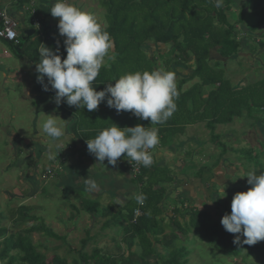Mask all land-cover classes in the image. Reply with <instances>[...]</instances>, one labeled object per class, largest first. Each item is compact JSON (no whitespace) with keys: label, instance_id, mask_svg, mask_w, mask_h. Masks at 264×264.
I'll list each match as a JSON object with an SVG mask.
<instances>
[{"label":"trees","instance_id":"trees-1","mask_svg":"<svg viewBox=\"0 0 264 264\" xmlns=\"http://www.w3.org/2000/svg\"><path fill=\"white\" fill-rule=\"evenodd\" d=\"M15 1L18 9L26 13L29 22L31 21L30 27L36 32L34 31L32 36H26L22 32L19 34V23L7 7L9 15L17 23L18 43L0 40L6 43L16 56H28L32 64L39 62L41 43L56 51L62 58L66 57L65 37L59 34L58 22L52 28H45L46 21L40 9L36 11L40 25L37 28L33 24L34 18L31 12L25 9L30 1ZM253 1L258 2V20L250 28H246L248 31L246 29L240 31L243 32V40L264 49V34L261 36L254 34L264 27V1ZM97 2L105 11L103 25L114 42V48L109 53L114 58L106 57L105 65L92 82L91 86L97 91L106 88L109 82L114 84L115 79L128 72L153 71L159 69L161 65L168 66L167 71H173V66H185L189 70L188 76L176 78L179 93L174 101L177 105L176 111L164 124L155 125L159 129V143L156 146L161 150L167 149L178 136L183 135L188 126L198 123H204L212 133L216 125L230 124L234 118L241 117L244 112L256 121L262 119L264 121V117H254L255 113H264V78L253 84L235 88L225 77V68H221L222 61H228L240 53L243 43L241 34L237 31V25L241 24L243 14L240 15L239 21L230 23L229 13L232 11L234 0H97ZM52 4L50 3L49 10ZM152 46L156 48L169 46V48L165 54L157 53L149 56L146 50ZM213 52L218 57L214 62ZM191 60H193L192 66L188 64ZM37 76L38 73L35 75L34 91L40 97H55V90L48 84L47 77L41 83ZM196 79L199 81L184 89L186 84ZM44 84H48L47 91L44 90ZM206 87H209V91H205ZM57 111L71 115L75 120L71 126L76 136L71 143L72 149L81 145L88 151L87 140L95 138L100 131L113 123L120 127L137 124L145 127L154 126L150 124V119L142 120L129 111L118 113L107 105V96L98 109L91 112L87 108L69 106L66 102L58 104ZM150 153L153 164L150 167L142 166L140 173L133 179L140 186L138 195L146 196L142 207L143 215L137 218L136 223L133 222V212L138 205L135 196L119 208L110 205L100 208V204L96 201L81 200L80 206L91 219L99 216L107 218L103 229L119 227L120 231H123L122 240L126 242L128 250L126 257L124 252L111 253L107 249H99L97 245L91 252H87L86 247L94 240L87 232L89 236L82 242L81 250L75 252L76 250L71 248L67 249V254L73 253L75 257L71 262L58 253H54L50 261H46L45 255L40 251L42 246L34 244L31 235L39 233L62 243L66 242L67 236L58 235L38 217L30 214L31 207L23 205L9 210L8 215L11 219H16V227L26 223H31L32 226L23 232L1 239L0 264L5 260H7L6 264L16 262L20 264H188L191 250L182 244L184 240L180 238V234L187 235L190 232L201 242L220 247L231 256H239L248 250L246 255L257 252L264 259V245L243 244L244 237L241 234L226 231L221 224L222 218L218 217L215 221L205 210L197 208L185 210L189 212L190 219L183 224L176 216L183 209L176 206L175 216L170 218L169 224H166L164 219L160 218L164 212L165 188L159 183H172L175 178L170 175L171 172L166 166L161 167L155 162L154 150H150ZM247 155L254 165L259 166L264 152L254 154V151L250 150ZM127 159L125 157L126 166L129 161ZM55 161L41 174L43 177L52 176ZM213 164L215 163L204 165L195 176H202L203 170ZM193 168L195 166L189 160L187 168H182L180 172L186 173ZM181 215L185 216L184 213ZM166 229H170V233H166ZM6 234L7 229L0 228V237ZM238 235L241 239L240 244L234 243ZM155 240L167 251L166 255L156 250ZM134 247H137V250H132ZM54 249L60 250L61 247ZM13 252L15 254H12Z\"/></svg>","mask_w":264,"mask_h":264},{"label":"rangeland","instance_id":"rangeland-1","mask_svg":"<svg viewBox=\"0 0 264 264\" xmlns=\"http://www.w3.org/2000/svg\"><path fill=\"white\" fill-rule=\"evenodd\" d=\"M70 2L83 10L94 13L99 21L105 22V11L98 6L97 0H70ZM46 3L48 4L49 1ZM258 8L256 1L234 0L232 11L229 13L232 24L239 21L240 15L243 14L242 25L240 23L237 25V31L241 34L243 42L240 53L228 61L219 59L223 62L221 68H225V77L235 88L253 84L264 78V49L243 40L244 35L240 31V29L250 28L258 20ZM11 9L15 10L13 7ZM263 29L264 27L254 34L261 36L264 34ZM4 44L7 45L0 40V47L5 46ZM168 48L169 46L158 48L152 46L146 51L149 56H152L157 53L165 54ZM7 51L9 52L7 55H1L0 51V61L11 70L9 80L6 82V85L11 87V94L5 92V81L4 78L1 80L0 76V228L7 229V234L0 237V241L8 235L23 232L32 226L31 223H26L16 227V219H11L8 215L9 210L24 205L31 207L30 214L38 217L58 235L67 236L66 242L62 243L59 240L48 239L39 233L31 235L33 243L42 246L40 251L45 255L46 261H50L54 253H58L71 262L75 257L73 253L68 255L67 249L71 248L78 252L82 249V242L89 235L94 240L86 247L87 252H91L97 245L99 249H107L111 253L124 252L126 257L128 250L126 242L122 240L123 231H120L119 227L103 229L107 218L99 216L91 219L80 205L81 200H92L98 202L100 208L108 205L116 208L122 207L131 197L140 193L139 184L128 181L131 175L123 163L120 167L109 165L107 173L110 172L113 175L108 174L106 179L109 180L107 183H102L104 181L101 176L102 170H106L104 164L107 162L97 161L94 155L88 159L87 154L83 156L80 154L81 151L76 149L72 152L69 151L71 149L68 150V143L76 137L71 128L75 122L71 115L66 114L67 117L61 119L59 115H64L61 112L57 111L59 115H54L64 126L65 135L59 140H53L41 131V125L47 118L46 114L40 115L39 121L35 123L39 130L37 133L34 132L35 119L33 116L36 114L31 107L35 105V100L27 95L26 89L33 86L32 80L35 78L36 71L32 69L28 56L18 57L9 47ZM212 58L213 62L218 58L215 52ZM106 61L107 58H105V63ZM188 64L192 66L193 60ZM167 68L168 66L165 65L159 66V70L167 71ZM173 68L177 79L190 74L185 66H173ZM198 81L196 79L189 82L184 89ZM205 91H209V87H206ZM54 103L56 104L55 97ZM254 117L263 118L264 113H255ZM39 135L45 139L41 141ZM39 145H46L50 151L37 150ZM169 145L167 149L161 150L157 146L151 149L154 150L155 162L161 167L166 166L171 172L170 175L175 178L172 183H159L165 188L164 212L160 218L164 219L166 224H169L170 218L175 216L176 206L182 208L181 213L185 214L184 217L181 213L176 215L183 224L190 219L189 212L185 210L191 208L205 210L215 221L218 217L223 218L225 214L231 213L234 195L239 191H247L251 187L245 175L253 170L264 172V157L260 158L262 163L257 166L249 160L247 155L250 150H253L254 154L264 152V121L263 119L256 121L248 117L246 112L241 117L234 118L230 124L216 125L212 133L204 123L188 126L185 133ZM62 158L65 159L64 162ZM54 159L57 166L54 165L52 176L44 175L43 177L41 174L46 169L48 170ZM79 160H82L80 165ZM189 160L195 168L181 173L182 168H187ZM212 162L215 164L210 168H205L202 176H195L201 167L212 164ZM69 166L79 167L81 174L77 178L81 182L85 166L88 172L99 175L93 180L96 182V189L89 190L87 185L81 189L79 179L76 181L74 179V183L79 187L74 190L81 192L80 197L69 194L67 187L72 185L74 176H61L63 168L68 170ZM222 189L225 192H222ZM95 194L100 198L96 199ZM222 195L225 196L221 197ZM209 200L213 201L209 202ZM166 233H170V229H166ZM180 238L184 240L182 244L191 250L188 264H264V259L257 252L248 256L246 255L248 250H246L239 256H231L220 247L201 242L192 232L187 235L180 234ZM156 240V250L166 255L167 251ZM257 244L264 245V241H259ZM59 246L60 250L54 249ZM132 250H137V247ZM6 263L7 260L3 262V264Z\"/></svg>","mask_w":264,"mask_h":264},{"label":"clouds","instance_id":"clouds-1","mask_svg":"<svg viewBox=\"0 0 264 264\" xmlns=\"http://www.w3.org/2000/svg\"><path fill=\"white\" fill-rule=\"evenodd\" d=\"M29 1L25 9L30 12L33 6L37 11L35 0ZM50 12L53 17L59 18L58 30L65 37L67 55L62 58L41 43L40 59L36 64L38 81L43 83L47 77L48 84L55 90L57 104L66 102L69 106L87 108L91 112L97 110L107 96V105L118 113L129 111L142 120L150 119L153 127L142 124L120 127L113 123L95 138L87 140L89 153L99 162L104 163L107 159L108 164L115 166L122 155L127 157L129 161L125 167L136 178L139 173L135 174L130 163L134 161L144 167L153 164L150 150L159 143V129L155 125L164 124L176 111L174 101L179 93L175 73L159 69L128 72L115 79L114 84L109 82L106 88L97 91L91 86L92 82L105 65V58H114L109 55L114 48L110 33L94 13L77 7L70 0H55ZM48 84L43 85L45 91L48 90ZM55 117L48 114L41 127L48 137L59 140L65 131ZM245 176L251 187L234 195L231 213L223 216L221 224L226 231L241 234L244 237L243 244L255 245L264 241V172L253 170ZM86 183L89 190L97 187L94 181ZM222 192H225L224 189ZM135 199L138 203L136 208L141 209L142 216L146 196L136 195ZM234 243H241L239 235Z\"/></svg>","mask_w":264,"mask_h":264},{"label":"crops","instance_id":"crops-1","mask_svg":"<svg viewBox=\"0 0 264 264\" xmlns=\"http://www.w3.org/2000/svg\"><path fill=\"white\" fill-rule=\"evenodd\" d=\"M49 1V3L47 4L46 2H48ZM264 0H261V2H263ZM55 2V0H35V3H36V6H37V8H38V10H42V16H43V18L45 19V21H46V27L45 28H52L57 22H59V18H57V17H53L52 15H51V12H50V10H49V5H50V3H54ZM47 5V6H46ZM53 5V4H52ZM0 7H9V10L12 12V14H14V17L17 19V21H18V23H19V28H18V32H19V34L22 32V33H25V35L26 36H32V35H34V29L33 28H31L30 27V25H31V21L29 22V20H28V17H27V15H26V13L22 10V9H18V6H17V4H16V1L15 0H0ZM11 7H13L15 10L14 11H12V9H11ZM37 10V11H38ZM30 30H33V34L32 35H28V32L30 31ZM264 30V29H263ZM36 32V31H35ZM5 45V44H4ZM8 45H5V46H1L0 48V51H1V55H7V54H9V52L7 51V49H8ZM10 48V47H9ZM11 49V48H10ZM12 50V49H11ZM30 65H31V67H32V69H34L35 71H36V64H32L31 62H30ZM10 69H9V67L5 64V66L3 65V63L0 61V76H1V80H2V78H4V86H5V89L4 90H6L5 92L7 93V94H11V87H9L8 85H6L7 83V81L9 80V76H10ZM37 73V72H36ZM33 82V85H34V83L36 82V79L34 78L33 80H32ZM26 93H27V95L28 96H30L31 98H33L34 100H35V105L34 106H32L31 107V109L32 110H34V114H36L35 116H33V118L35 119L34 120V132L35 133H37L38 132V130H39V127H37V125H35V123L36 122H38L39 121V117H40V115H45L46 114V116L48 115V114H52V115H55V114H57V115H59V113H57V106H58V104L56 103H54V97L53 98H51V97H40L39 96V94H37L35 91H34V87L32 86V87H30V88H27L26 89ZM36 103H38V104H36ZM1 110H3V107H1ZM62 114H64V113H62ZM60 117V119L61 118H65V117H67L66 116V114H64V115H59ZM58 118V117H57ZM42 131V130H41ZM40 134V133H39ZM73 136V135H72ZM71 136V137H72ZM39 138L41 139V141L43 140V139H45L42 135H39ZM68 141H70V140H68ZM73 142V138L71 139V141H70V143H68V150L71 148V146H72V143ZM33 143V142H32ZM79 147V149H77L76 148V150H79V151H81V153L80 154H83V156H86V154L88 155L87 157H89L88 159H90L91 158V156H93V154H91V153H89V151H85V150H83L84 148L80 145V146H78ZM37 150H40V151H46V152H48V151H50L49 150V147H47L46 145L45 146H40L39 145V148L37 149ZM64 150V149H63ZM63 150H61V151H63ZM75 149H72L71 148V150H69L70 152H72V151H74ZM88 152V153H87ZM126 155V154H125ZM40 156V155H39ZM63 159V158H62ZM107 160V159H106ZM105 160V162H107V163H105L104 165H106L105 167V169L106 170H102V177L104 178V181H102V183H107V180H109V179H106L107 178V175L108 174H110V175H113L112 173H110V172H108L107 173V169H108V167H109V165L110 164H108V161H106ZM53 161H55V160H53ZM52 161V162H53ZM65 161V160H64ZM63 161V162H64ZM82 160H79V165L80 164H82V162H81ZM51 162V163H52ZM56 162V161H55ZM121 163H123L124 165H125V156L124 155H122L120 158H119V160H118V162H117V164L115 165V166H123V164H121ZM56 166V165H55ZM114 166V167H115ZM126 166V165H125ZM110 167H113V165H110ZM92 168V167H91ZM85 172L83 173V181L81 182L80 181V179L79 178H77L78 177V175L79 174H81L80 173V170H79V167L77 166L76 168L73 166V168H72V166H69L68 167V170L67 169H64L63 168V172H61V176H65V177H69V175H71V176H74V177H72V185L70 186V187H67V189H69V194H74V196L76 197V196H79L80 197V191H78V190H74V189H78L79 187H78V185L77 184H75L74 183V179H75V181H76V179H79V181H80V184H81V189L83 188V186H85V185H87L88 186V183H86V181L87 182H92L93 180H94V178L96 179L99 175H97V174H93L92 172H88L87 171V167L85 166ZM130 177H128V181L130 182V183H133L134 184V181H133V179L135 178L131 173H130ZM111 182H112V180H110ZM95 182V181H94ZM96 183V182H95ZM74 185H76V187H74ZM137 185V184H136ZM78 191V192H77ZM83 193H85V192H83ZM96 195V194H95ZM97 196V198L96 199H99L100 198V196H98V195H96ZM100 218H103V217H100Z\"/></svg>","mask_w":264,"mask_h":264},{"label":"built area","instance_id":"built-area-1","mask_svg":"<svg viewBox=\"0 0 264 264\" xmlns=\"http://www.w3.org/2000/svg\"><path fill=\"white\" fill-rule=\"evenodd\" d=\"M30 12H31L32 17L34 18L33 19L34 26H36L37 28L40 27L38 19H37V16H36V9L33 6H31ZM0 23H1L0 39H4V40H7V41H13L15 43H18V41H17V37H18L17 23L9 15L8 10H7L6 7H0ZM130 166L133 169V171L135 172V174L136 173L137 174L140 173L142 165H137L136 162L133 161L132 163H130ZM141 214H142L141 209L139 207L136 208L134 210L133 222L136 223L137 218L139 216H141Z\"/></svg>","mask_w":264,"mask_h":264},{"label":"water","instance_id":"water-1","mask_svg":"<svg viewBox=\"0 0 264 264\" xmlns=\"http://www.w3.org/2000/svg\"><path fill=\"white\" fill-rule=\"evenodd\" d=\"M33 34V30H30L29 32H28V35H32Z\"/></svg>","mask_w":264,"mask_h":264}]
</instances>
